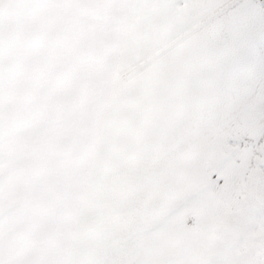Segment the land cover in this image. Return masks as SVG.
<instances>
[{
    "label": "snow or ice",
    "instance_id": "6c2138e0",
    "mask_svg": "<svg viewBox=\"0 0 264 264\" xmlns=\"http://www.w3.org/2000/svg\"><path fill=\"white\" fill-rule=\"evenodd\" d=\"M0 264H264V0H0Z\"/></svg>",
    "mask_w": 264,
    "mask_h": 264
}]
</instances>
